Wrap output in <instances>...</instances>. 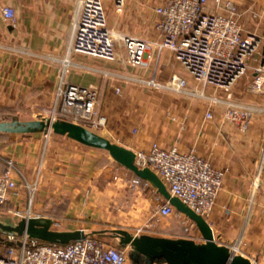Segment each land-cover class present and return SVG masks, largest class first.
Here are the masks:
<instances>
[{
  "label": "crops",
  "instance_id": "0c3cea01",
  "mask_svg": "<svg viewBox=\"0 0 264 264\" xmlns=\"http://www.w3.org/2000/svg\"><path fill=\"white\" fill-rule=\"evenodd\" d=\"M80 1L0 0V116L11 117L5 122L46 121L63 79L99 87L100 110L108 117V125L94 133L132 151L153 142L163 147L176 145L183 152L194 150L226 171L208 223L217 243L238 249L255 264H264V95L248 90L252 72L240 79L230 94L221 90L217 103L212 99L215 96L209 95L180 97L164 100L163 107L153 104L155 108L141 116L134 109L135 90L128 86L152 73L156 59L147 60L141 69L128 63L123 48L118 60L108 65L68 54ZM164 1L125 0L122 13L114 10V0L103 3L115 32L154 42L156 9ZM230 1L237 7L244 31L264 38V0ZM214 2L211 8L224 12ZM6 6L14 8L15 23L3 19L1 10ZM149 52L156 55L154 47ZM123 69L130 74L121 72ZM158 70L162 80L177 73L189 81L191 91L195 87L199 90L169 51L161 55ZM116 86L128 87L130 92L116 97L111 91ZM209 109L213 117L207 119ZM227 109L233 111L230 118L226 117ZM51 134L54 137H46L42 130L0 132V171L6 159H13L29 181L38 179L33 204L36 215L51 218L57 230L80 229L89 234L103 231L101 225H109V231H140L152 224V214L166 200L156 187L131 188L130 181L136 175L108 151L86 146L66 134ZM19 195H12L7 209L26 208L27 192L22 190ZM178 217L184 218L185 232L190 234L178 238L203 243L195 222L182 213ZM126 264L166 263L139 257L132 249Z\"/></svg>",
  "mask_w": 264,
  "mask_h": 264
},
{
  "label": "built area",
  "instance_id": "2783aa9c",
  "mask_svg": "<svg viewBox=\"0 0 264 264\" xmlns=\"http://www.w3.org/2000/svg\"><path fill=\"white\" fill-rule=\"evenodd\" d=\"M212 1H164L156 9L157 39L151 42L131 34H115L109 26L103 0H81L72 25L68 54L113 62L118 60L119 49L123 48L128 63L133 67L144 69L147 60L156 59L151 78L147 81L135 79L137 82L178 94L205 97L196 87L191 91L189 81L177 73L164 83L157 81L159 60L165 51H169L197 85L205 84L230 94L238 81L252 72L248 90L264 95V62L259 58L264 38L244 31L237 18V7L232 1L215 0L217 7L224 12L214 11L211 8ZM124 6L125 0H114L116 12L122 13ZM1 14L5 21L16 22V13L11 6L3 7ZM152 47L156 55L149 52ZM114 93L121 95L122 88L114 87ZM101 97V89L97 86H82L63 79L56 92L55 105L46 121H65L92 131H103L108 125V117L100 110ZM212 99L214 103L219 101L218 96ZM225 114L230 118L233 111L227 109ZM205 116L207 119L212 118V110L209 109ZM137 131L135 129L134 133ZM49 135L45 134L46 137ZM133 152L135 164L140 169L149 168L153 171L171 196L178 198L208 222L223 189L224 169L213 166L194 150L183 152L176 145L163 147L153 142ZM130 186L151 187V183L135 176ZM22 190L27 192L26 208L7 209L12 195L19 198ZM37 190L38 179L29 181L16 161L6 159L0 171V215L17 219L43 217L33 211ZM155 215L167 218L179 216L180 213L165 200L157 206ZM52 228H55L54 223ZM231 250L238 254V249ZM127 261L126 248L110 245L89 233L84 239L61 246L41 243L27 236L0 234V264H126Z\"/></svg>",
  "mask_w": 264,
  "mask_h": 264
},
{
  "label": "water",
  "instance_id": "95a60500",
  "mask_svg": "<svg viewBox=\"0 0 264 264\" xmlns=\"http://www.w3.org/2000/svg\"><path fill=\"white\" fill-rule=\"evenodd\" d=\"M264 62V47L262 51ZM42 130L66 134L76 141L90 147L106 150L112 158L130 170L137 177L149 181L159 193L171 203L179 213L193 220L202 234L203 243L192 239L167 238L150 235L138 236L126 229L103 230L94 234H108L119 240L120 245L132 247L139 257H146L156 263L166 264H255L243 254H237L230 247L219 244L215 240L210 224L178 198L171 196L164 183L149 168L140 169L135 164V153L93 131L65 121H0V132L28 133ZM53 220L49 217H28L17 219L10 215H0V234L10 236H27L30 239L54 245H67L73 241L84 239V230L62 231L52 228ZM93 234V235H94Z\"/></svg>",
  "mask_w": 264,
  "mask_h": 264
},
{
  "label": "rangeland",
  "instance_id": "374dc122",
  "mask_svg": "<svg viewBox=\"0 0 264 264\" xmlns=\"http://www.w3.org/2000/svg\"><path fill=\"white\" fill-rule=\"evenodd\" d=\"M116 33L117 32H115V34ZM76 56H78L79 58H84V57L88 58V56L80 55V54H76ZM91 59L95 60L96 62L98 61V62L107 64V65L110 63V61H106V60H102V59H97V58H91ZM180 67H182V66L180 65ZM121 72H123V73L125 72L124 74H126V73L130 74V71H126L125 69H123ZM149 74H150V77H149ZM151 74L152 73H147V77L142 78V80L143 81L149 80L152 76ZM156 79H157V81L164 83L169 78L166 80H162L158 76ZM194 84L197 85L196 83H194ZM127 85H129V84H127ZM128 87L130 89L135 90L134 94H133V97L135 99L134 109L141 116L146 115V113L149 112V109H150V111L153 110L152 108H155V106H152L153 104L157 105V104L161 103V106L163 107L164 106V103H163L164 100L170 101V100H173L175 98H180V97L194 98V96H195L193 94H178L175 92L167 91L165 89H158V88H156L152 85H149L145 82H136V83H133V85H130ZM128 87H125V86L122 87L121 86V88H122L121 97H123L125 94L130 92V90H128ZM197 87L199 88L200 92L205 96L209 95V96H215L216 97V96L220 95V92H221V90L215 89V88H213L211 86H207L205 84H198ZM111 91H112V94H114L113 89ZM114 96L120 97L116 94H114ZM197 98H198V96H197ZM203 98H205V97H203ZM10 118L11 117H9V116H0V121L10 120ZM95 132H101V131L96 130ZM49 137H54V136H52V134H51V135H49ZM182 219H184V218H181L178 216H173L171 218H159V217L155 216L154 214H152V217H151L152 224L149 227L143 226V227H141L140 231H129V232L134 234V235H138V236H143V235H150V236H156V237H165L166 236L167 238H173V239H178L179 236H188L189 237L190 234L185 232L184 228H186V225L184 223H182V221H183ZM109 228H110L109 225H105V226L101 225L100 226L101 230H105V229L108 230ZM53 229H56V228H53ZM195 234L196 233H193L192 235H195ZM98 237L110 245L121 246L119 243V240L111 238V236L108 234H105L104 236L99 235ZM127 249H128L127 251H131L133 248L128 247ZM238 254H241V253H238Z\"/></svg>",
  "mask_w": 264,
  "mask_h": 264
},
{
  "label": "trees",
  "instance_id": "16d2710c",
  "mask_svg": "<svg viewBox=\"0 0 264 264\" xmlns=\"http://www.w3.org/2000/svg\"><path fill=\"white\" fill-rule=\"evenodd\" d=\"M41 243H44V242H42V241H40ZM59 246H61V245H59Z\"/></svg>",
  "mask_w": 264,
  "mask_h": 264
}]
</instances>
